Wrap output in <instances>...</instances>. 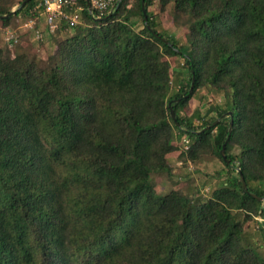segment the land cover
<instances>
[{"label": "trees", "instance_id": "16d2710c", "mask_svg": "<svg viewBox=\"0 0 264 264\" xmlns=\"http://www.w3.org/2000/svg\"><path fill=\"white\" fill-rule=\"evenodd\" d=\"M24 1L0 0V264H264V0H75L45 56L3 37L47 20ZM174 152L223 163L208 195Z\"/></svg>", "mask_w": 264, "mask_h": 264}, {"label": "rangeland", "instance_id": "374dc122", "mask_svg": "<svg viewBox=\"0 0 264 264\" xmlns=\"http://www.w3.org/2000/svg\"><path fill=\"white\" fill-rule=\"evenodd\" d=\"M168 14V13H167ZM42 19H35L36 21V27H38L40 34L42 36H38L36 32H30L26 31L25 29L31 30L30 27L25 26V22H22L19 27H17L15 30L12 29H1L2 34L5 40L8 41V39L11 36H14L17 41L14 44H17L19 41V37L22 38V44H24L25 47L29 48L31 51L38 52L41 56H45L47 52V44L39 43L40 38L47 37L48 36V23L47 20H45L44 15L41 16ZM30 21V20H28ZM56 23H59V20L56 21ZM38 24V25H37ZM164 26L166 28L171 29L173 32H175L177 35L181 34L180 29H176L173 26V17L169 14L164 18ZM56 30H54L55 32ZM53 34L56 38H59L61 34L59 32H55ZM14 46V45H13ZM12 46V47H13ZM174 64V63H173ZM210 101L201 103L200 100L197 97H193L190 102V109H188L189 113L194 111L196 108L199 107V109L204 112L207 110V108L212 104L213 100H218L220 102L222 100V97L220 94H217L214 97H210ZM188 140V141H187ZM190 145V139L185 138L183 140V148L187 149ZM179 152H174L171 154L172 163L174 165L175 169V178L181 179L182 173H190L193 177H195L197 183L202 187L201 193L208 195L209 190L211 186L217 181V170L223 168V163L219 159H215L213 161L209 162H192L187 161V163L183 162L178 158ZM170 180L166 178H158L157 180V191L159 193H162L166 191L170 187ZM180 186V185H179ZM259 221L263 220L260 217L257 218ZM256 239H259V243L263 244L262 251L264 252V241L261 239V232L257 226L256 222H252L249 228Z\"/></svg>", "mask_w": 264, "mask_h": 264}, {"label": "built area", "instance_id": "2783aa9c", "mask_svg": "<svg viewBox=\"0 0 264 264\" xmlns=\"http://www.w3.org/2000/svg\"><path fill=\"white\" fill-rule=\"evenodd\" d=\"M91 5L95 8L100 14H103L110 8L113 9L115 6L116 0H90ZM75 0H43L39 3V6L44 7V12L47 17V23L50 30L54 31L57 27L56 21L61 19V17H67V14L64 10V7L67 5H74ZM113 7V8H112ZM77 16L74 15L72 20H76ZM36 25L35 19H30V21L25 23V26L34 28ZM38 36H41L40 31L36 30ZM10 46H13L17 39L14 36L9 38ZM188 141V140H187Z\"/></svg>", "mask_w": 264, "mask_h": 264}, {"label": "water", "instance_id": "95a60500", "mask_svg": "<svg viewBox=\"0 0 264 264\" xmlns=\"http://www.w3.org/2000/svg\"><path fill=\"white\" fill-rule=\"evenodd\" d=\"M27 1H29V0H25V1L22 3V5H24ZM88 5H89V11L92 12V11H93V7H92V5H91V1H90V0H88ZM143 9H144V6H143ZM15 12H16V10H13V11H12V13H15ZM144 14H145V18L147 19V13H146L145 9H144ZM8 16H9V15H6V16H4V17H8ZM194 81H195V80H194V77H193V81H192V84H191V87H190V90H189L190 93L193 91V88H194ZM171 113H172V117H173V119H176V116H175V113H174L173 109H171ZM229 115L231 116L230 127H229V135H228L227 140L225 141V143L223 144V147H222V149H221V154H222V156L224 157V159H225L227 162H228V159H227L226 154H225V148H226V143H227V141H228V139H229L230 133H231L232 128H233V112L230 111V112H229ZM218 121H219V119H217L216 121H214L213 124H216ZM241 181H242V184H243V188H244V190H245V191H248V187H247V184H246L245 178H244V176H243L242 174H241ZM251 194H252V193H251ZM252 195H253V196H256L255 194H252ZM256 197H257V196H256ZM257 198L264 200V197H263V198H262V197H257Z\"/></svg>", "mask_w": 264, "mask_h": 264}]
</instances>
